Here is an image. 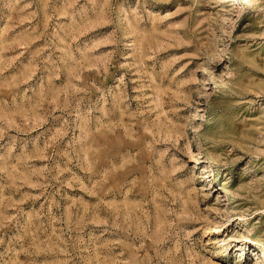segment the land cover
Masks as SVG:
<instances>
[{"label":"rangeland","instance_id":"rangeland-1","mask_svg":"<svg viewBox=\"0 0 264 264\" xmlns=\"http://www.w3.org/2000/svg\"><path fill=\"white\" fill-rule=\"evenodd\" d=\"M0 264H264V0H0Z\"/></svg>","mask_w":264,"mask_h":264}]
</instances>
